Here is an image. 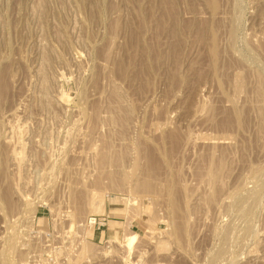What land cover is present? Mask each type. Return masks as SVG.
I'll use <instances>...</instances> for the list:
<instances>
[{
    "label": "rangeland",
    "instance_id": "rangeland-1",
    "mask_svg": "<svg viewBox=\"0 0 264 264\" xmlns=\"http://www.w3.org/2000/svg\"><path fill=\"white\" fill-rule=\"evenodd\" d=\"M0 92V264H264V0H0Z\"/></svg>",
    "mask_w": 264,
    "mask_h": 264
},
{
    "label": "bare ground",
    "instance_id": "bare-ground-1",
    "mask_svg": "<svg viewBox=\"0 0 264 264\" xmlns=\"http://www.w3.org/2000/svg\"><path fill=\"white\" fill-rule=\"evenodd\" d=\"M217 23H219V22H217ZM216 23V24H217ZM219 25H220V23H219ZM219 32V31H218ZM218 34V33H217ZM243 72V71H242ZM243 77H244V75H243ZM241 78H242V76H241ZM6 90V87H5V89H4V91ZM0 94H2L1 92H0ZM4 94V93H3ZM2 94V95H3ZM0 97H1V95H0ZM225 112V111H224ZM227 113V112H226ZM225 115V114H224ZM228 117V116H227ZM217 130V129H216ZM218 132V131H217ZM213 154V153H212ZM221 156V155H220ZM210 160H213V159H210ZM211 163V162H210ZM213 164V163H212ZM215 164V163H214ZM113 165V164H112ZM209 166V165H208ZM209 169V168H208ZM208 171V170H207ZM208 173V172H207ZM210 173V172H209ZM214 174V173H213ZM209 176V175H208ZM211 176V175H210ZM210 176L209 177H206V178H210ZM212 177V176H211ZM203 179V178H202ZM212 179H214V178H211L210 180H212ZM204 181V180H203ZM202 182V181H201ZM204 182H206V181H204ZM200 183V182H199ZM210 185V184H209ZM92 222V221H91Z\"/></svg>",
    "mask_w": 264,
    "mask_h": 264
}]
</instances>
